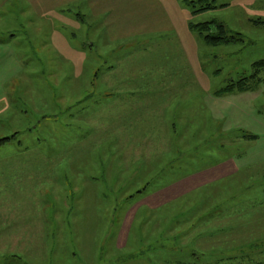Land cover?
Wrapping results in <instances>:
<instances>
[{
  "label": "rangeland",
  "instance_id": "374dc122",
  "mask_svg": "<svg viewBox=\"0 0 264 264\" xmlns=\"http://www.w3.org/2000/svg\"><path fill=\"white\" fill-rule=\"evenodd\" d=\"M191 1L0 0V264L264 261V0Z\"/></svg>",
  "mask_w": 264,
  "mask_h": 264
},
{
  "label": "crops",
  "instance_id": "0c3cea01",
  "mask_svg": "<svg viewBox=\"0 0 264 264\" xmlns=\"http://www.w3.org/2000/svg\"><path fill=\"white\" fill-rule=\"evenodd\" d=\"M77 19L79 20L80 19V16H78L77 17ZM190 29V28H189ZM191 30V29H190ZM87 43V42H86ZM88 45H86V47L87 48H90V46L91 47H94L95 46V44H94V41H88V43H87ZM120 95V94H119ZM12 140V138L8 141H6V142H10ZM230 162V161H229ZM224 165V167L223 168H216L215 169V172L214 173H212V177H214V175H215V173H216V171H218V172H220V173H226L228 170H230L231 169V167H232V163L230 162L229 164L228 163H225V164H223ZM209 173V172H208ZM208 173H201V174H199L194 180H193V183H195V185L194 186H192V187H199L200 185H202V184H204V183H207V182H210L211 180H213V178H209V179H207V177H208ZM186 187H188V186H186ZM192 187H190V188H192ZM190 188H187V189H184V188H179V187H177V192H179V193H177V194H182V193H185V192H188L189 191V189ZM167 190H165V191H162L161 192V194H167L168 192H166ZM171 192H175V190H172ZM178 196V195H177ZM165 197H167V196H165ZM166 204V202H164V201H160L159 199L158 200H155V201H151L150 203H148L147 205L151 208V209H154V208H160V207H162L163 205H165ZM246 209H251V208H248V207H241V208H239V206H237V207H229L228 209H227V211H225V213L223 214V220L225 221V223L226 224H228L229 226L225 229V230H227L228 231V233H231L233 230L234 231H237V227H236V225H238L239 226V228H241L242 226H244V225H253V226H258V230H259V225H256L254 222H252V223H246V221L245 220H247V219H249V218H247V216L252 212V210H250V211H247ZM205 215V214H204ZM194 218H193V222L192 223H194V220L196 221V225H199L200 224V222L201 221H199V220H201V219H205V216H201V218H199V219H196V215L194 214ZM259 218V216H257L256 214H255V216H253L252 218H250L251 220H254V219H258ZM210 222H209V220H207V218H206V220H204V224L203 225H205V224H209ZM186 226H188L187 227V233H184V235H183V237H186V239H187V237H193V236H195L196 238H197V240L198 241H200V240H203L204 238H205V232H202L200 229L199 230H196L195 228L196 227H193V224H187ZM208 230V229H207ZM239 230V229H238ZM192 234V235H191ZM246 234V233H245ZM249 235V234H248ZM230 238H233L231 235H229V239ZM247 238H249V236L247 237V234L245 235V236H243L239 241H243V240H246ZM251 238V237H250ZM15 240H17V241H19V234L17 235V237L15 238ZM255 240H260V236H258ZM259 250H255L256 252H255V254L256 255H260L261 253H263L264 252V249H260L259 247H257ZM223 258H225V261H224V263L226 264V263H228V264H233L234 262H236V264H243V262L241 263H239V261H238V259H246V258H248V256L247 255H244V254H241L240 253V255H235V256H232V257H225V256H223ZM227 260H230V262H228ZM238 261V262H237ZM214 264H215V262H213ZM219 263H221V261L219 262ZM218 263V264H219ZM244 264H246V263H244ZM249 264H264V261H256V262H254V263H249Z\"/></svg>",
  "mask_w": 264,
  "mask_h": 264
},
{
  "label": "trees",
  "instance_id": "16d2710c",
  "mask_svg": "<svg viewBox=\"0 0 264 264\" xmlns=\"http://www.w3.org/2000/svg\"><path fill=\"white\" fill-rule=\"evenodd\" d=\"M190 4L193 6V11H192L193 14L208 11L216 7L214 5V0H199L197 2L191 1ZM260 22L264 24V19H262V21L260 20ZM189 28L192 31L202 34L205 42L208 45L228 44V43L237 42V41L242 40L240 33H237L236 35H230L229 29L223 23H219L217 21H209V22H203L199 24H194L190 22ZM255 64L262 66L264 65V61H259ZM238 83H240L238 84V86L240 85L239 86L240 88L246 87L245 85H243L244 84L243 80ZM233 88H234V84L228 86L226 89H224V91L228 92V91L233 90ZM6 140L9 141L10 138L9 137L8 139L4 138L3 140H1V142L6 141ZM17 259L18 261L19 260L21 261L19 256H17Z\"/></svg>",
  "mask_w": 264,
  "mask_h": 264
}]
</instances>
